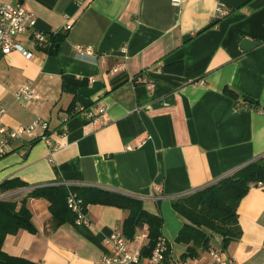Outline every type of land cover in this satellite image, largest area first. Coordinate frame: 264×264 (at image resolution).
Instances as JSON below:
<instances>
[{"label": "crops", "instance_id": "0c3cea01", "mask_svg": "<svg viewBox=\"0 0 264 264\" xmlns=\"http://www.w3.org/2000/svg\"><path fill=\"white\" fill-rule=\"evenodd\" d=\"M0 2L30 12L37 31L64 34L55 54L36 49L30 30L18 37L32 51L30 58L0 51L4 125L47 122L46 134L56 148L49 155L38 140L39 126L12 141L0 157V183L17 178L28 186L0 191V200L19 204L33 187L46 184L131 195L162 217L170 262L216 264L211 252L220 249L217 235L208 251L181 260L185 246L175 238L183 219L171 200L255 159L264 162V0ZM218 2L228 13L215 19ZM243 39L259 44L243 51ZM24 84L33 89L32 100L16 99ZM72 98L74 113L68 112ZM96 107L104 112L96 113ZM82 110L95 115L87 119ZM25 205L35 231L6 235L2 250L37 264H102L110 250L104 238L115 226L121 229L127 214L88 205L87 224L74 220L53 228L47 200L27 198ZM237 215L241 236L224 254L235 264H264V185L249 189ZM135 235L127 241L142 247L146 239ZM139 264L148 263L142 258Z\"/></svg>", "mask_w": 264, "mask_h": 264}, {"label": "trees", "instance_id": "16d2710c", "mask_svg": "<svg viewBox=\"0 0 264 264\" xmlns=\"http://www.w3.org/2000/svg\"><path fill=\"white\" fill-rule=\"evenodd\" d=\"M63 38L64 34L61 32L48 33L49 44L37 47L47 54H55ZM178 69L181 70L180 65ZM68 90L74 93V89L69 88ZM225 92L236 96L233 91L227 88H225ZM68 112L74 113V98L70 102ZM259 185H264V162L255 159L230 175L187 195L172 199V209L183 219V225L175 238V243L185 246L181 260H194L201 252L208 251L213 235L221 238L219 250L223 253L231 241L239 239L241 228L238 223L237 207L249 189ZM27 186L25 182L17 178L7 179L0 183V191H12ZM70 193H74L81 199L82 210L85 213L86 207L94 204L113 206L124 210L127 214L122 221L121 231L126 240H132L137 230H145L146 243L141 247V254L144 257L151 254L158 239L161 238L162 217L157 213L146 211L143 208L142 200L137 197L96 187L46 184L33 187L19 204L15 201L0 200V264H37L23 258L10 256L2 250L6 235L15 234L20 229L29 232L35 231L25 200L27 198L47 200L52 227L56 228L64 223H74L75 214L66 204L67 196ZM169 252L167 243L164 264L171 263L168 259Z\"/></svg>", "mask_w": 264, "mask_h": 264}, {"label": "built area", "instance_id": "2783aa9c", "mask_svg": "<svg viewBox=\"0 0 264 264\" xmlns=\"http://www.w3.org/2000/svg\"><path fill=\"white\" fill-rule=\"evenodd\" d=\"M228 13L227 8L221 4L217 3L215 8V19H219ZM34 17L33 15L26 11L21 6H14L9 3L0 2V51L2 54H7L11 51L20 52L25 58H30L32 56V51L26 49L19 41L18 37L27 31H31L30 39L32 40L36 49L40 45H48L47 34L37 31L34 28ZM69 25H66L64 31L69 29ZM57 32H50L51 34H56ZM78 51L92 52V48L89 46L81 47L77 46ZM40 50V49H38ZM43 51V50H41ZM113 69L112 71H114ZM137 80L144 83L148 87L153 86V82L146 76H139ZM17 100L29 101L35 98L33 89L29 84H24L18 87L16 91ZM96 113L102 114L104 112V107H96ZM85 118L92 119L95 115L93 110H82ZM5 114V109L0 107V157L3 156L5 150L8 148L9 144L14 140H20L23 135H29L33 130L39 126L42 129V134L38 137V140H42L49 147L50 153L52 155L56 150L52 146L49 137L46 134L47 122L35 120L33 123L24 126H17L15 128H8L4 125L2 118ZM23 154V153H22ZM67 207L75 214L76 224H87L88 218L85 212L82 210L81 199L75 196L74 193H70L66 200ZM146 239V233H138L135 235V239ZM104 242L109 246V253L102 256V264H139L142 258L147 260L148 264H164L165 262V249L167 247V242L163 238H159L156 245L154 246L151 254L144 257L141 254V244L133 245L130 244L124 237L120 226H115L112 231L104 238ZM212 260L216 264H235L232 257L225 255L222 251L216 249L211 252ZM170 264H178L177 262H171Z\"/></svg>", "mask_w": 264, "mask_h": 264}, {"label": "water", "instance_id": "95a60500", "mask_svg": "<svg viewBox=\"0 0 264 264\" xmlns=\"http://www.w3.org/2000/svg\"><path fill=\"white\" fill-rule=\"evenodd\" d=\"M258 44H259V42H257V41H250L247 39H243L241 41L240 47L243 51H246V50H248V49H250V48H252Z\"/></svg>", "mask_w": 264, "mask_h": 264}]
</instances>
